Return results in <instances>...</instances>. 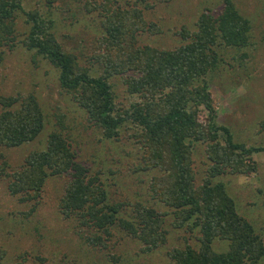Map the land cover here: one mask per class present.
Wrapping results in <instances>:
<instances>
[{"label":"trees","instance_id":"trees-1","mask_svg":"<svg viewBox=\"0 0 264 264\" xmlns=\"http://www.w3.org/2000/svg\"><path fill=\"white\" fill-rule=\"evenodd\" d=\"M94 9L100 16L96 53L87 63L67 51L54 33V22L37 10L25 11L19 0H0V64L6 47L15 44V20L23 13L29 30L22 45L46 59L58 71L63 91L81 108L88 122L103 137L117 141L122 127L140 150L130 173L156 170L148 181L152 200L170 209L172 227L187 232L198 229V247L189 244L166 252L172 264H264V240L253 225L237 212L225 185L212 180L220 175L255 173L252 154L264 147H248L232 141L227 127L217 121L207 78L222 62L221 48L244 49L250 45V21L232 0H222L217 13L204 10L195 30L181 27L175 34L182 43L158 48L139 43L141 33L159 34L137 2L120 4L103 0ZM91 3L83 5L90 11ZM244 56V55H243ZM99 69L92 74V67ZM120 76L132 97L127 107L116 102L111 78ZM203 113V114H201ZM45 125L35 96L0 93V147L13 148L34 141ZM204 146L208 161L200 183L196 181L193 145ZM68 135L52 131L46 148L26 155L14 171L0 155V179L21 203H32L33 213L48 177L66 176L58 209L64 219H74L81 237L90 246L107 247L112 229L141 244L142 253L166 245L165 213L135 202L128 217L125 203H110L99 172L77 160ZM87 232L84 238L83 232ZM215 239L228 241L226 252L212 248ZM6 252L0 247V262Z\"/></svg>","mask_w":264,"mask_h":264},{"label":"rangeland","instance_id":"rangeland-1","mask_svg":"<svg viewBox=\"0 0 264 264\" xmlns=\"http://www.w3.org/2000/svg\"><path fill=\"white\" fill-rule=\"evenodd\" d=\"M25 11L37 10L54 22V33L63 48L77 54L87 63L96 53V40L101 34L100 16L94 9L103 0H19ZM120 4L137 2L146 20L155 22L159 34L141 33L139 43L158 48H174L182 43L175 33L181 28L195 30L202 11L217 13L222 0H117ZM240 14L250 21V45L244 49L221 48L222 62L209 75V91L219 124L227 127L232 141L248 147H264V0H232ZM91 3L89 10L83 5ZM29 30L25 15L15 20V44L4 48L0 64V93L36 97L44 113L45 125L38 137L18 147H0L9 171L21 166L26 155L46 148L48 135L60 130L68 135L77 160L99 172L110 203H125L121 215L128 217L135 202H141L165 213L166 245L151 253H142L141 244L113 228L107 247L90 246L81 237L74 219H64L58 203L67 177H48L35 211L28 214L32 203H21L7 191V180L0 179V247L6 254L0 264H172L166 252L186 244L198 247V229L187 232L172 227L170 209L151 199L148 181L157 173L152 170L132 174L130 167L138 162L140 150L128 138L132 129L122 127L117 141L103 137L87 120L85 112L60 87L58 71L46 59L35 56L22 45ZM244 55V56H243ZM99 69L92 67V74ZM116 102L127 107L132 97L126 92L120 76L111 78ZM203 114V113H201ZM193 160L198 183L204 177L208 161L204 146L193 145ZM257 164L249 175L225 174L221 182L234 199L237 212L253 225L264 240V151L252 154ZM1 161V159H0ZM84 238L90 235L83 232ZM212 248L228 250V241L215 239Z\"/></svg>","mask_w":264,"mask_h":264}]
</instances>
